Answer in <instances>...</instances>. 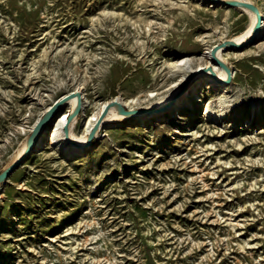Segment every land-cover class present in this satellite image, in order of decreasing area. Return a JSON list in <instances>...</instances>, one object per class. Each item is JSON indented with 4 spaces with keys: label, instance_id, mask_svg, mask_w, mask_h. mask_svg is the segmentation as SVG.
Listing matches in <instances>:
<instances>
[{
    "label": "rangeland",
    "instance_id": "374dc122",
    "mask_svg": "<svg viewBox=\"0 0 264 264\" xmlns=\"http://www.w3.org/2000/svg\"><path fill=\"white\" fill-rule=\"evenodd\" d=\"M219 1L0 0V173L79 85L90 115L110 104L84 154L48 143L0 181V264H264V35L221 47L228 85L175 116L173 103L145 122L111 110L117 97L157 107L183 90L175 63L253 30ZM193 73L219 75L211 62ZM83 113L68 118L77 135Z\"/></svg>",
    "mask_w": 264,
    "mask_h": 264
},
{
    "label": "bare ground",
    "instance_id": "6f19581e",
    "mask_svg": "<svg viewBox=\"0 0 264 264\" xmlns=\"http://www.w3.org/2000/svg\"><path fill=\"white\" fill-rule=\"evenodd\" d=\"M230 1H239V2L241 1L244 3H251V1L249 2L248 0L247 1H244V0H222L221 1L220 0L219 3L224 4V2H230ZM251 4H253V3H251ZM254 5L258 8L259 12L261 13V15L263 17V21H262L261 26H260L258 33L256 35H254L253 30H251V32L244 34L242 37H239V38L234 40V42H236L240 46H243V45L251 42L252 40H257L261 36L264 35V8L257 6L256 4H254ZM238 8L246 11L249 14L251 28L254 29V27L257 23V13H255L252 9H250L247 6H238ZM215 46L209 47L207 49V51H205L204 57L209 58V61H207L205 63H200L198 66L194 67L191 64V62H193V60L191 58H187V59L181 60L175 64L173 63L174 64L173 66L180 69V74H181L182 80H184V79H187L191 75V73H193L194 71L202 70L204 64H206V67H207L209 65V63L211 62L214 65L215 70L219 73L218 76H215L212 73L201 74L200 76H198L196 78V80L191 81L189 83V85L185 91L181 90V91L174 92V89H175L174 88L171 92H169L165 95L159 96L158 99H156L157 107L153 108L154 111H152L153 110L152 108H149V110L138 111V110H136V108H134L132 105H130L134 100L124 101L119 97H117V100L114 102V103H116L115 107L112 108L111 110L114 112L117 111L119 113H122L120 111L119 106L120 105L128 106L131 112H130V114L122 113L125 117L134 115L136 117H139L140 121L145 122V121L152 119L155 116H158V115L154 116V113L160 107L162 109L167 108V107H169V105L171 103H173V104L168 109V111L170 112V115L175 116L176 112L179 111L183 106H185L189 102L190 98L196 96V93L200 88L206 87L208 89H213V88H219V87H226L228 85L227 84L228 73L223 70V66L220 65L215 59V57H216L217 59L226 63V60L223 58V54H222L223 48H219L217 50L215 56H214L212 54V51H213ZM177 68H175V69H177ZM81 90H82V86L79 85L73 92H79L80 93V92H82ZM81 101H82V107L84 108L83 116L86 118V123H85L84 130H83L82 134L77 135L75 133V130H74V123H71V125H70L71 128H70V130H68V135L72 138L73 142L68 141L67 134L65 132V128L68 124V118H69L68 113L69 112H68V110H66L63 113H61L58 118H56V120L54 121L53 129L50 128V125L53 121V117L52 116L50 117L49 122L47 123V125L45 126V128L41 132V134L39 135V137H38L36 143L34 144L31 152L39 150L40 148L47 145L48 143L55 144L59 141H63L61 147H64L65 154L67 157L72 158V157L82 155L85 153L84 148L86 146H89V145L87 143L85 145H81L80 143L85 142L87 140L86 134L95 126L96 122L101 117H103V115L107 112V109L109 108L110 104L108 102H101L97 108V111H94L90 115L89 114L90 102H89L88 98L85 96V94H82ZM226 101L227 100L225 98H220L218 102H219L220 106H223L226 103ZM70 102H72V101H70ZM75 102H77L79 105L78 97L75 99ZM76 109H75V111H76ZM206 116L207 117L215 116L216 118H218L219 114H217L215 111H212V109L210 107H207ZM74 117L75 116H73V113H72L69 120L74 118ZM36 123L31 127L34 128ZM26 150H27V145L24 147L21 154L18 155V157L14 161L23 157Z\"/></svg>",
    "mask_w": 264,
    "mask_h": 264
},
{
    "label": "water",
    "instance_id": "95a60500",
    "mask_svg": "<svg viewBox=\"0 0 264 264\" xmlns=\"http://www.w3.org/2000/svg\"><path fill=\"white\" fill-rule=\"evenodd\" d=\"M211 1H215V0H211ZM224 5H227V6H234V7H237V6H247L249 7L250 9H252L255 13H257V23L253 29V33L254 35H256L258 33V30L261 26V23L263 21V17L261 15V13L259 12L258 8L254 5V4H251V3H244V2H239V1H230V2H224ZM251 43V42H250ZM249 44V43H248ZM247 45V44H246ZM245 46V45H244ZM221 47H229V48H236V49H241L243 46H240L238 45L236 42L234 41H226V42H223L222 44L220 45H216L212 51V54L215 56L217 50ZM216 61L226 67L228 69V76L230 77L231 75V71H230V68L228 66L227 63H224L223 61L217 59L215 57ZM194 73H192L188 78L187 80L185 81L184 83V86H183V91H185L189 85V80L191 78V76L193 75ZM216 76V75H215ZM77 96L78 97V100H79V105H78V108L76 109V111L73 113V116H75L76 114L79 113V111L81 110L82 108V101H81V94L79 92H72V93H69L67 94L65 97L61 98L59 101H57L56 103H54L51 108L43 115V117L36 123L35 127L33 128V130L31 131L29 137H28V141H27V150L25 152V154L23 155V157L19 158L18 160L14 161L12 164H10L7 168H5L1 173H0V181H4L6 180L9 176H11L13 174V172L15 171V169L25 160V158L27 156H29V154L31 153L32 149H33V146L34 144L36 143L39 135L41 134V132L44 130L45 126L47 125V123L49 122V119L50 117L52 116V114L54 112H56V110H58V108L60 106H62L65 102H67L68 99L72 98V97H75ZM120 111L124 114H130V109H127L125 106L123 105H120ZM100 120L99 119L96 124H95V127L93 128V130L91 131L90 133V138L91 140L93 139L94 137V133L95 131L98 129L99 125H100ZM65 132L67 134V139L68 141L70 142H73L69 136H68V125L66 126L65 128Z\"/></svg>",
    "mask_w": 264,
    "mask_h": 264
}]
</instances>
